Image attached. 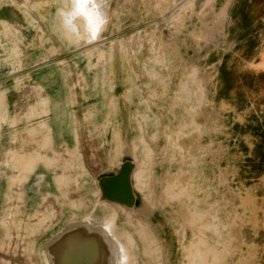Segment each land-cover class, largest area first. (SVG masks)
Wrapping results in <instances>:
<instances>
[{
    "label": "water",
    "instance_id": "obj_1",
    "mask_svg": "<svg viewBox=\"0 0 264 264\" xmlns=\"http://www.w3.org/2000/svg\"><path fill=\"white\" fill-rule=\"evenodd\" d=\"M215 1L98 0L107 18L103 30L70 44L57 16L69 0H0V233L11 229L12 214L22 230L29 229L26 220L41 213V196L49 204L50 197L57 198L62 206L56 226L49 223L56 208L48 209L43 223L48 233L29 240L25 262L113 264L116 258L102 232L109 219L127 247L128 264L142 262L131 254L137 244L128 229L117 227L116 216L136 209L141 193L135 174L139 167L153 166L150 137L156 142L163 131L161 124L151 126L161 117L150 111L145 89L159 88L152 96L172 101L178 87L193 98L196 86H213V79L198 84L201 59L194 63L189 56L196 49L199 57L210 50L212 32L218 31L219 49L229 39ZM226 2L228 14L231 0ZM187 18L193 19L186 23ZM122 48L129 52V68ZM178 129L168 125L164 133L173 142L168 149L181 161L175 164L186 166L195 147L180 146ZM72 188L78 191L73 197ZM102 207L108 211L103 219L97 216ZM204 256L209 264L224 261L220 255ZM196 260L206 261L201 255Z\"/></svg>",
    "mask_w": 264,
    "mask_h": 264
},
{
    "label": "rangeland",
    "instance_id": "obj_2",
    "mask_svg": "<svg viewBox=\"0 0 264 264\" xmlns=\"http://www.w3.org/2000/svg\"><path fill=\"white\" fill-rule=\"evenodd\" d=\"M218 36V31L211 33L207 40L211 48L201 57L197 49L189 56L191 61L195 57L194 63L201 59L196 72L198 84H210L213 79V86H196L193 98L186 97L184 88L178 87V96L172 101L153 97L154 89L159 88L145 89L150 111L161 117L151 126L161 124L163 131L156 142L150 137L153 166L138 168V172L146 171L147 181L141 188L135 180L141 193L136 209L116 216L117 227L128 229L125 233L135 240L137 245L131 254L141 257L140 264H194L201 254L224 258L211 264H264V22L252 35L253 46L245 49L237 72L226 77L218 71L222 52H228L230 67L235 66L236 52L233 37L219 49ZM222 78L227 81L226 87L221 86ZM188 122L191 124L187 127ZM168 125L171 129L178 126L182 132L179 139L191 137L195 150L189 165L175 164L181 161L175 149H168L173 143L164 133ZM98 148L94 145V154H98ZM103 155L100 151L99 156ZM96 162L98 159L94 160V179L98 175ZM87 163L90 168L91 162ZM181 185L189 187V192L182 194V188L178 189ZM77 192L72 188L69 194L73 197ZM46 199L41 196V213L27 218V230L20 228L15 214L11 215V229L0 233V263L32 264L25 262L26 246L30 239L48 233L43 227L48 209L56 208L49 223L56 222V226L62 218L60 200L50 197L49 204ZM99 214L103 219L108 211L102 207ZM55 233L58 230L51 231L50 237ZM159 257L165 262L159 263ZM204 259L202 264H209Z\"/></svg>",
    "mask_w": 264,
    "mask_h": 264
},
{
    "label": "crops",
    "instance_id": "obj_3",
    "mask_svg": "<svg viewBox=\"0 0 264 264\" xmlns=\"http://www.w3.org/2000/svg\"><path fill=\"white\" fill-rule=\"evenodd\" d=\"M227 6L226 0H216L214 7L218 15L217 20L220 21L223 16V26H224V35L227 41L228 38L233 37L234 49L236 54L234 55V67L228 65L227 60V51L222 52L224 57L221 59L218 71L219 75L227 76V74L233 73L232 71L237 72L238 63L243 61V56L245 54V49L253 46L252 35L255 33L258 25L264 22V0H231L229 3L230 12L226 14L225 9ZM193 14L190 15V17ZM188 17V16H187ZM191 18L190 20H192ZM188 18L186 23L190 21ZM122 55L127 56L126 65L127 68L130 66L129 52L125 48H122ZM220 80H218V84ZM227 81L222 78L221 86L226 87ZM27 100H22L23 106L28 103L29 96L26 97ZM21 124L28 123V117L25 114V111L21 113L20 116ZM86 119V118H85Z\"/></svg>",
    "mask_w": 264,
    "mask_h": 264
},
{
    "label": "clouds",
    "instance_id": "obj_4",
    "mask_svg": "<svg viewBox=\"0 0 264 264\" xmlns=\"http://www.w3.org/2000/svg\"><path fill=\"white\" fill-rule=\"evenodd\" d=\"M59 27L70 44L98 35L107 23L98 0H69L58 9Z\"/></svg>",
    "mask_w": 264,
    "mask_h": 264
},
{
    "label": "bare ground",
    "instance_id": "obj_5",
    "mask_svg": "<svg viewBox=\"0 0 264 264\" xmlns=\"http://www.w3.org/2000/svg\"><path fill=\"white\" fill-rule=\"evenodd\" d=\"M12 42V41H11ZM9 47L11 48V43L9 44ZM11 52L14 51L13 48L10 49ZM262 65L264 66V60L262 62ZM160 122V121H159ZM159 125V124H158ZM191 138V137H190ZM184 139V138H182ZM180 140L179 143L181 144L180 146L182 145H186L188 143V145L191 144V141L189 140ZM139 173V174H138ZM135 179L136 181L138 182V185L139 187L142 188V184H145L143 182H146L147 181V178H146V172H137L135 174ZM182 194L185 193V190L184 191H181ZM137 214V212H134ZM139 213V212H138ZM202 213V212H201ZM132 214V213H131ZM140 214V213H139ZM134 215V214H133ZM135 215V216H136ZM130 215H128L127 217H129ZM206 216V215H205ZM213 217V216H212ZM124 218V216H123ZM130 218V217H129ZM128 219V218H127ZM133 219V218H132ZM208 219V218H207ZM140 220V219H139ZM127 221V220H126ZM210 222V221H209ZM213 222V221H211ZM211 225V224H210ZM213 225H211L210 227H212ZM102 232L103 234H106L107 235V239L106 241L109 243V246L107 247L109 250H111V254L116 258L114 260V263L113 264H128V253H127V247L123 244V241L118 237V235L115 233V223L112 219H109V220H106L105 223L102 225ZM211 238V237H210ZM207 240V239H206ZM37 249V248H36ZM34 250V253H36L37 250ZM194 249V248H193ZM192 250V249H191ZM195 250V249H194ZM153 251V250H152ZM200 252V251H199ZM193 253V252H192ZM202 253V252H201ZM200 254V253H199ZM187 255V254H186ZM197 255V254H196ZM201 256H203V259L205 258L204 257V254H201ZM196 257V256H194ZM196 259V258H195ZM189 260V259H188ZM193 261V259H192ZM189 263V262H188ZM194 264H202V261L199 262V261H194Z\"/></svg>",
    "mask_w": 264,
    "mask_h": 264
}]
</instances>
